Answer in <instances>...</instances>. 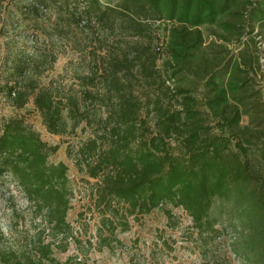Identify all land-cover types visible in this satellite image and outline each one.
Returning a JSON list of instances; mask_svg holds the SVG:
<instances>
[{"label":"trees","instance_id":"trees-1","mask_svg":"<svg viewBox=\"0 0 264 264\" xmlns=\"http://www.w3.org/2000/svg\"><path fill=\"white\" fill-rule=\"evenodd\" d=\"M35 1L31 7L39 9L59 0ZM83 1L90 16L119 35L152 39L121 37L110 44L107 56L77 73L80 90L61 87L56 79L48 84L27 79L24 63L13 60V75L0 82L2 95L16 109L33 101L53 134L65 133L70 120L73 129L86 120L88 100L103 105L105 133L88 138L79 149L89 161L90 176L98 179L99 204L112 208L120 202L138 214L172 204L188 212L200 234H214L215 200H233L254 236L245 254L258 248L264 253V99L252 84L255 55L243 50L219 69L225 49L212 47L215 42L206 46L202 28L217 25L224 41L241 43L264 21V0ZM161 21L171 23L169 38L155 46L154 24ZM171 80L183 83L173 86ZM200 82L214 125L192 95L193 84ZM98 83L103 94L90 89ZM214 128L225 134L213 133ZM58 148L22 116L5 119L0 128V178L11 176L54 229L68 232L73 195L68 166L49 161ZM37 254L35 262L27 254L2 252L0 264H43L41 256L50 257L51 246H41Z\"/></svg>","mask_w":264,"mask_h":264},{"label":"rangeland","instance_id":"rangeland-1","mask_svg":"<svg viewBox=\"0 0 264 264\" xmlns=\"http://www.w3.org/2000/svg\"><path fill=\"white\" fill-rule=\"evenodd\" d=\"M37 3L0 0V82L13 75L12 64L18 60L24 63L27 79L41 84L56 79L61 87L80 90L77 73L87 72L90 64L100 56H107L110 44L121 37L142 43L152 39L119 35L90 16L83 0H59L37 5L39 9L31 7ZM170 26L168 21L154 24L155 46L160 41L167 43ZM202 28L206 46L215 42L212 47L225 49L221 51L224 59L219 69L225 67L229 57L236 59L243 50L255 55L252 84L264 99V21L241 43L224 41L220 35L223 30L217 25L205 24ZM254 37L255 43L251 40ZM181 83L169 81L173 86ZM90 89L97 94L105 90L99 83ZM140 90L138 86L137 92L142 94ZM192 92L196 107L202 110L207 123L214 125L216 118L205 105L204 82L193 84ZM84 106L88 113L86 120L76 129L70 120L65 133L53 134L43 125L33 101L16 109L0 92V128L5 119L22 116L44 141L59 146L49 161L68 166L69 187L73 192L67 216L69 231L58 232L47 222L45 211L27 199L11 176L0 178V253L27 254L37 262V251L49 244L51 256H41L43 264H264L263 249L245 254L254 236L233 200H215L214 234H200L188 212L172 204L146 214L131 213L120 202H115L112 208L99 204L98 179L90 176L89 161L80 155L79 149L88 138L105 133L100 118L106 116L107 108L89 100ZM242 122L246 124L248 118L245 116ZM212 131L225 134L218 128ZM105 144L108 146L109 141ZM232 144L236 149L234 140Z\"/></svg>","mask_w":264,"mask_h":264}]
</instances>
